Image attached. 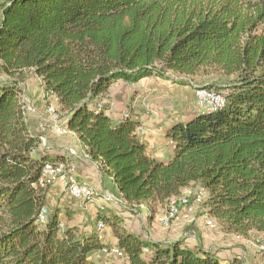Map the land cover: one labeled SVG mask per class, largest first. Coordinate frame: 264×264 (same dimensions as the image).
I'll return each instance as SVG.
<instances>
[{
    "label": "trees",
    "instance_id": "16d2710c",
    "mask_svg": "<svg viewBox=\"0 0 264 264\" xmlns=\"http://www.w3.org/2000/svg\"><path fill=\"white\" fill-rule=\"evenodd\" d=\"M0 19V264H103L96 232L63 226L60 208L39 221L49 161L29 128L20 75L33 69L59 98L93 160H101L134 213L153 218L187 187L229 233H264V0H2ZM196 77L226 104L178 122L170 160L151 156L133 116L93 107L121 80ZM71 211H67L69 215ZM131 264H246L183 239L154 242L101 215ZM145 247L152 251L147 255Z\"/></svg>",
    "mask_w": 264,
    "mask_h": 264
},
{
    "label": "crops",
    "instance_id": "0c3cea01",
    "mask_svg": "<svg viewBox=\"0 0 264 264\" xmlns=\"http://www.w3.org/2000/svg\"><path fill=\"white\" fill-rule=\"evenodd\" d=\"M1 17L2 12L0 13V19ZM122 82L128 84V87L115 90L116 88L114 89V87L120 86ZM173 86L169 80L159 75L145 77L135 84L121 80L113 85L108 93L98 97L93 107H96L100 99H103L105 95L107 97L110 96V102L106 103L105 109L112 119L121 121L124 118V113L129 110L131 115L139 120L138 135L145 143L149 154L158 160L167 161L175 155V146L169 135L171 127L178 124V122L186 123L195 118L198 113L204 111V109L200 108L196 91L191 86L184 85L183 91ZM185 93H188V95L186 96ZM41 96L43 98L44 94H40V106L43 105ZM177 105L184 107V111L176 114L175 108ZM65 118L67 119V117ZM49 126L52 127V125ZM51 130V132L58 134L53 128ZM44 131H46L44 135L47 138V145L44 150L48 159L72 160L77 167L76 175L79 181L89 183L95 192L93 199L87 201L72 195L61 181H56L50 185L47 205L60 208V216L65 226H78L83 232L98 233L97 221L101 219L100 216L115 213L122 216L126 227L139 234L142 239H150L154 242L162 243L183 239L192 248L197 249L202 246L207 250L216 252L224 262L240 257L244 259L246 264H264V253L255 254L249 238L226 232L218 223V226L216 225L215 227H210L202 222L199 225H187L195 232V235L191 234L190 237L181 236L177 238L175 232L179 228H176V231L172 233L173 236L168 234L167 239H164V236L161 238L162 240L151 237L148 234L149 224L144 222L139 225V228L137 227L138 222L135 217L139 215L132 212L131 208L127 206L113 176L106 172L101 160H93L91 156L87 155L85 145L75 131L71 133L73 134L72 136L68 135L64 140H59V142L49 139L52 138V135L48 129ZM46 134L51 136L47 137ZM71 150L76 153L72 154ZM106 193L112 196V200L105 198ZM143 209L148 211L145 205ZM71 210L74 213L68 219L67 211ZM186 216L184 215L181 218L178 226L192 223L190 215L186 214ZM106 225L105 230L102 233H98L101 241L105 245H118L119 241L114 235L113 228L109 224ZM131 225L134 227H131ZM186 235L187 232H185ZM95 256L103 264H122L120 262L123 261L115 255H106L99 251L95 253ZM126 261L131 264L130 259H126Z\"/></svg>",
    "mask_w": 264,
    "mask_h": 264
},
{
    "label": "built area",
    "instance_id": "2783aa9c",
    "mask_svg": "<svg viewBox=\"0 0 264 264\" xmlns=\"http://www.w3.org/2000/svg\"><path fill=\"white\" fill-rule=\"evenodd\" d=\"M48 94H52L55 100L59 101V98L56 94H54L51 90L47 91ZM197 100L200 108L204 109V111L213 112L215 110L220 109L226 104L227 97L224 91L218 89H209L206 87H198L196 89ZM97 108H103L102 105L98 104ZM48 120L46 122H50L52 128L59 135H66L67 133H74L73 130H70L68 127V118H62L60 113L58 112L57 106L54 101L49 102L48 105ZM130 113L126 111L124 113V117H128ZM46 126L45 123L41 124V131L45 132ZM41 147L44 149L47 145V138L42 133L41 134ZM87 150V155L90 156L87 146H85ZM71 153H76L74 150H71ZM43 174L39 180V184L41 187L47 188L50 187L56 181H61L64 186H66L67 190L70 191L72 195L77 198H81L83 200H92L95 196L94 189L90 186L89 183L80 182L76 175V165L72 160H56L46 162L44 165ZM207 197V191L205 188H199V190H193L192 187H187L178 197H172L169 200L168 208L162 213V215L158 218L161 225L168 227L171 225L175 219H177L186 206L190 205L192 202L191 199L195 202H202ZM107 200H112V196L110 194L105 195ZM126 203V200H125ZM127 204V203H126ZM144 206V204H143ZM204 219H206L207 225L210 227H215L217 225V220L210 216L208 211L206 210L204 215ZM49 218L47 207L42 208L39 214V221L41 223H45ZM97 231L98 233H102L106 228V222L103 220L97 221ZM64 226V224H62ZM258 249L259 251L264 253V238L258 241ZM144 253H152L149 247H145L143 250ZM103 254H112L117 258L126 261L128 259V255L124 252V250L120 249L117 245H107L102 250Z\"/></svg>",
    "mask_w": 264,
    "mask_h": 264
},
{
    "label": "rangeland",
    "instance_id": "374dc122",
    "mask_svg": "<svg viewBox=\"0 0 264 264\" xmlns=\"http://www.w3.org/2000/svg\"><path fill=\"white\" fill-rule=\"evenodd\" d=\"M1 2H2V0H0V6H1ZM1 12L2 11L0 8V13ZM0 77L5 78V76L3 74L0 75ZM165 79L169 80L170 84L174 85L173 87H175L176 89L177 88L180 89V91L184 90V87H183L184 85L191 86L192 89L196 91V89L198 87H206L205 85L208 83V80L203 81L199 77H196L194 80H192L191 83H189L188 77L183 76V75L178 74V73L177 74H170V76L168 78L165 77ZM20 85L23 89V93H22L23 98L22 99H23V103H24L26 113L28 115L29 128L32 132H35V133H41L42 132L43 134H45L43 131H41V128H40V124L45 123L46 129H48V131H50V133L52 135V138H49L50 140H54V141L59 142V140H61V141L64 140L68 135H71V136L73 135L71 133H68L65 136H60L58 134H55L54 132H51L52 127L49 126V125H51V123L49 121L46 122L48 120V119L46 120V118H48V116H49V113H48L49 102H51V101L55 102L57 109H58V112L60 113V115L63 119L65 118V114L63 112H61V110H60L59 101L58 100L56 101L52 94L47 93L48 89H46V86H45L43 79L41 77L37 76V74L35 73V71L33 69H28L20 75ZM127 87H128V84L122 82V84L120 86L114 87V89L116 88L115 90H117V89L121 90V89H126ZM39 93L44 94L43 98L41 96V98L43 99V105L42 106L39 105V101H40V94ZM185 95L187 96L188 93H185ZM105 96L103 97V99H100V101L98 102V104H100L104 107H106V103L110 102L109 101L110 96H108V97L107 96L105 97ZM181 111L182 112L184 111V107L177 105L175 108V113L178 114V112H181ZM128 112L131 115V112L129 110H128ZM51 135L48 134L47 137H50ZM199 188H202V187L201 186H198V187L193 186L192 187L193 190H199ZM191 201L192 202L190 203V205L183 208L179 217L177 219H175V221H173L171 223V225H169L168 227L161 225L160 221H158V218L168 208L169 203L165 207H163L162 210H160L157 213V215L153 218L150 217V214L148 213L147 210L144 211V209L142 208L141 211H139L138 213L137 212L135 213V214L139 215L138 217H135V219H137L136 221L138 222L137 227L139 228V225H141V223H144V222L146 224H149L148 234L151 237L153 236V238L155 237L156 239H159V240H162L161 238L163 236H164L163 237L164 239H167L168 234L173 236L172 233H174L176 231V228H179V230L175 232V235L177 238L181 237V236L190 237L191 234L195 235V232L192 231L193 229H191L190 226H187V225H190V224L199 225V223H201V222L206 223V219H204V217H203V215L206 211V207H205L203 201L199 202V203L193 201V199H191ZM55 208L56 207L53 205H51V206L47 205L49 216ZM73 213H74V211L71 210L70 214L67 215L68 219L73 215ZM186 214L190 215L192 223L180 224L178 226V223H180L181 218H183L184 215L186 216ZM186 217H188V216H186ZM124 224H126V223L124 222ZM206 225H207V223H206ZM218 225L220 226L219 223H218ZM132 226L133 225H131V227ZM84 227H86V225H84ZM185 232H187L186 236H185ZM249 237H250L249 238L250 243L252 245L251 247H253L255 254L256 253L257 254L262 253L261 251L258 250V241L264 238V233L255 232V233L251 234ZM145 254L147 256L151 253L149 252V253H145ZM120 263L129 264L127 261H121Z\"/></svg>",
    "mask_w": 264,
    "mask_h": 264
}]
</instances>
